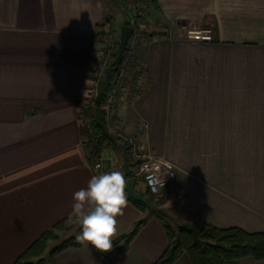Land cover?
Wrapping results in <instances>:
<instances>
[{
    "label": "crops",
    "instance_id": "0c3cea01",
    "mask_svg": "<svg viewBox=\"0 0 264 264\" xmlns=\"http://www.w3.org/2000/svg\"><path fill=\"white\" fill-rule=\"evenodd\" d=\"M109 1L0 0V264H14L43 232L79 215L73 193L95 174L78 112L92 63L104 50L95 35L112 25L108 18L117 8ZM152 5L168 26L213 20L215 39H188L189 30L171 36L165 29L140 40L134 57L145 70L144 91L124 102L122 88L115 125L176 167L178 180L159 205L173 222L264 231V0ZM123 146L106 145L99 156L114 150L109 170L133 171L126 180L150 194L135 174L136 161H124ZM128 195L113 239L144 216ZM171 195L177 204L169 205ZM167 247L164 227L151 217L124 254L105 255L83 242L56 261L153 264ZM172 264L191 262L184 253ZM238 264L264 259L243 257Z\"/></svg>",
    "mask_w": 264,
    "mask_h": 264
},
{
    "label": "trees",
    "instance_id": "16d2710c",
    "mask_svg": "<svg viewBox=\"0 0 264 264\" xmlns=\"http://www.w3.org/2000/svg\"><path fill=\"white\" fill-rule=\"evenodd\" d=\"M157 8L158 6L153 7L154 13L157 12ZM147 17L136 14L133 18L127 19L125 25L134 27V30H139L143 25H146L149 20V17ZM132 36L133 34L129 35V40ZM113 56L114 62L107 69L103 80L98 83L97 95L94 98L84 100L86 104L83 103L84 105L81 104L79 107L78 113L81 121L85 120L88 123H85L82 127V137L89 150L90 159L98 157L106 145H119V139L109 132V128L103 119L102 111L101 120L107 132H104L95 121V109L102 108L112 89L115 88L118 71V69L115 72L113 71L117 58L116 51L113 53ZM127 57L132 58L134 63L137 61L134 57V51H131L129 42L123 58L125 59ZM123 87L125 85L118 87V94ZM127 87L128 85L125 88ZM89 126L94 129L92 134L89 133ZM124 146L127 152L126 157H128L125 158V161H131V148L127 144ZM135 165H137V162L133 166ZM132 174L133 171L128 172L126 176L131 177ZM138 191L141 196L150 202L147 203L130 195H128V200L144 212V216L136 221L132 229L128 232L113 239V247L110 251L103 252L105 255H119L128 252L132 241L140 230L151 217H155L160 221L166 231L168 247L153 264H172L184 253L188 254L191 264H238V260L243 257H252L256 260L264 259V231L248 232L236 226L218 228L205 220L199 226L175 223L168 213L156 207L152 196L147 197V192ZM88 207H91V205ZM77 218L78 214L58 221L35 239L17 257L14 264H57L56 257L58 254L69 248L81 247L83 242L77 241L76 239V234L81 228L79 226L75 235L65 238L59 245L48 251L52 242L61 239L63 235L74 229V221Z\"/></svg>",
    "mask_w": 264,
    "mask_h": 264
},
{
    "label": "rangeland",
    "instance_id": "374dc122",
    "mask_svg": "<svg viewBox=\"0 0 264 264\" xmlns=\"http://www.w3.org/2000/svg\"><path fill=\"white\" fill-rule=\"evenodd\" d=\"M119 1H122V5L121 6L119 5L121 3L117 2V1H111V0L109 1V5L111 6L110 8L113 9L114 7H117L115 9H113V11H115V12L112 13V15H113L112 18H108V21H112V25L110 24L109 28L107 30H105L104 32H99V33H97L95 35L96 41L100 42L101 45L104 46V50L101 53L98 54V56L94 59V62L92 63V68H91V71H90L89 81H88L86 89H85L86 92H85V95H84V100L89 99V98H94L96 96V93L98 91L97 90L98 89V83H100V81L103 80V77L105 75V74H101L100 73V69H103L104 66L106 68L108 62H110V61L112 63L114 62V56H113V59H112L111 56H109V55L111 53L115 52V51L117 52V50H118L119 42H120L119 36H120L121 28H122L121 25L125 24V22H126V20L128 18L129 19L133 18L136 14H139L142 17H146V16L150 17L148 22L146 23V25H143L141 27V29H139V30L135 29L134 32L132 33L134 35L135 32L136 33L138 32L139 33V37L144 39L143 41H147L149 39L150 35L156 34L158 31H164L165 29L167 30V32H171V36H176L177 34L180 35L181 33L185 34V32L187 30L190 31V30H196V29L197 30L198 29H212V31L214 32V35H215V29H214L215 22L213 20L208 21L206 19V22H203V24H201V25H198V23L187 24L186 28H185L184 24H177V23L171 24L170 26H168L167 22L164 21L162 16L158 15V12L154 13V9L152 8V6H153L152 5V0H139V1L138 0H119ZM152 13H154L156 16L153 15ZM126 14H129L128 18L126 16ZM110 38L114 39V46H115L111 50L108 48V46H110L109 45V39ZM117 45H118V47H117ZM131 47L132 46L130 45V48ZM134 48H135V46L133 48H131L132 52L134 51ZM126 60H127V62H126L127 66L134 65V62L132 61V58L127 57ZM138 70H142L143 73L145 74L144 68H142L140 65H138V68L136 70H133V69L129 68V71L131 73L126 74L128 76L123 78V80H124V84L123 85H125V87H126V85H128V87L126 88L125 93L123 95L124 96V102H134L136 100L135 98L132 97V94H131V91H130V87L134 86V83H132V81H133V79L136 78L135 75H136V71H138ZM98 74H101V76H97ZM97 78H100V80L98 82H96ZM116 81H118V79ZM119 86H120L119 83L115 84V88H118ZM120 91H122V89H120ZM116 96L118 98V93L116 94ZM83 103L86 104V102H84V101L82 102V104ZM114 109H115V114L114 115L112 114V116H114V117L112 119H110L109 123L108 124L106 123V125H109V124L112 125V127L110 128L109 132H111L116 138L119 139L118 140V142H119L118 146L120 147V145H122V143L124 145L126 143L124 142V139L121 138V136L123 134L122 132H124V131L121 130L122 128L120 129L119 127H117L114 124V121H116V119L119 118L118 117V113H119V109H120L119 102H117V104L115 103ZM85 123H86L85 120L81 121V125L82 126L85 125ZM90 134H92V133H90ZM112 149H113V147H112ZM124 149H125V147H124ZM112 152L115 154L114 150ZM113 153L111 155H108V156H112L114 158V154ZM117 157H119L118 153H117ZM126 158H128V157H126ZM132 160L135 161L134 159H132ZM132 160L131 161H127V160L125 161V158H124V161L126 163H132ZM108 171H110V170H108ZM142 192H145V190L142 191ZM148 196L151 197V195L147 193V197ZM165 198H166V191H164L163 196L161 198H159L158 200L154 199V203H155L156 207L160 208L159 205L161 203H163L162 200H164ZM169 198L172 201V203H170L169 205H171L173 203L177 204V201L175 200L173 195H171ZM89 209H90V207H87V208H85L82 211H88ZM175 214H177V213L175 212ZM180 217L182 218V216H179V218H177V217H175V218L177 220L178 219L181 220ZM79 218H80V215H78L77 220L75 219V221H74V225H75L73 227L74 229L69 231L65 235H63V237L61 239H59V240H57L55 242H52L50 244L49 248H48V251H50L51 249H53L54 247L59 245L65 238H67V237H69L71 235H75L76 230L78 229L79 226H81Z\"/></svg>",
    "mask_w": 264,
    "mask_h": 264
},
{
    "label": "built area",
    "instance_id": "2783aa9c",
    "mask_svg": "<svg viewBox=\"0 0 264 264\" xmlns=\"http://www.w3.org/2000/svg\"><path fill=\"white\" fill-rule=\"evenodd\" d=\"M185 37H187L188 39H195L201 41H213L215 39V35L212 29L190 30L187 32ZM140 40H142V38L139 37V33L135 32L131 40H129L128 42L132 46L131 48H133L139 43ZM109 45L110 46H108V48L110 50L115 47L114 39L111 38L109 39ZM113 53H111L110 55L108 54L109 56H111L112 59H113ZM111 64H112L111 61L108 62L106 68L104 66L103 69H100V73L105 74ZM128 73L131 72L126 67V65L121 64L117 71L116 80L118 79V81H116V83H119V85H123L124 84L123 78L128 76L126 75ZM101 74H98L97 76H101ZM135 77L136 78L133 79L132 81V83H134V86L130 87V91L132 97L136 99L144 91L143 71L142 70L136 71ZM99 80L100 78H97L96 82H98ZM117 89L118 88L112 89L107 100L105 101V103L101 108L103 119L107 124L109 123L110 119L114 117L112 116V114L113 115L115 114L114 106L115 103L117 104L118 102V98L116 96ZM107 126L110 131L112 125L109 124ZM138 128L140 132H144L147 128V124L145 122L140 123ZM89 129H90L89 130L90 133L94 132V129L92 127L89 126ZM122 133L123 134L121 138H123L124 142L131 148L130 152L132 159L137 161L135 174L138 177H140L143 180V182L146 184V186L150 191V195L154 196L156 199L161 198L163 196L165 189L169 185H171L172 183L178 180V171L176 167L166 156L156 155L152 151L151 147L140 145L135 134H130L128 132H122ZM113 160L114 158L112 156L95 157L90 162L94 174L108 171L110 169Z\"/></svg>",
    "mask_w": 264,
    "mask_h": 264
},
{
    "label": "clouds",
    "instance_id": "9594fccd",
    "mask_svg": "<svg viewBox=\"0 0 264 264\" xmlns=\"http://www.w3.org/2000/svg\"><path fill=\"white\" fill-rule=\"evenodd\" d=\"M126 183L121 171H104L91 176L86 187L73 193L72 208L79 213L81 224L77 241L102 252L112 249L117 216L128 202ZM85 204L91 205L88 211H82Z\"/></svg>",
    "mask_w": 264,
    "mask_h": 264
},
{
    "label": "water",
    "instance_id": "95a60500",
    "mask_svg": "<svg viewBox=\"0 0 264 264\" xmlns=\"http://www.w3.org/2000/svg\"><path fill=\"white\" fill-rule=\"evenodd\" d=\"M134 32V27L132 26H129V25H124L122 26L121 28V31H120V36H119V47H118V50H117V58H116V61H115V66L113 68V71H117V69L119 68L121 62H122V59H123V56H124V52H125V49H126V46L128 44V41H129V35L132 34ZM95 121H96V124L104 131V132H107L106 130V127L104 125V123L102 122L101 120V109L100 108H96L95 109ZM112 140H114L112 137H111ZM125 191L128 192V194L134 198H137V199H140V200H143L147 203H149L150 201L147 200L145 197L141 196L138 192H136L134 190V186H133V180L130 178L127 180V183H126V186H125Z\"/></svg>",
    "mask_w": 264,
    "mask_h": 264
},
{
    "label": "bare ground",
    "instance_id": "6f19581e",
    "mask_svg": "<svg viewBox=\"0 0 264 264\" xmlns=\"http://www.w3.org/2000/svg\"><path fill=\"white\" fill-rule=\"evenodd\" d=\"M124 59V58H123ZM123 59H122V64H125L126 65V62H127V60H126V58L124 59V61H123ZM126 67L129 69H133V70H136L137 68H138V64H137V61H135V63H134V65H131V66H127L126 65ZM133 67V68H132Z\"/></svg>",
    "mask_w": 264,
    "mask_h": 264
}]
</instances>
